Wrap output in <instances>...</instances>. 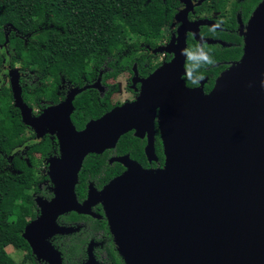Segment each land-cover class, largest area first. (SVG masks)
<instances>
[{"label": "water", "instance_id": "95a60500", "mask_svg": "<svg viewBox=\"0 0 264 264\" xmlns=\"http://www.w3.org/2000/svg\"><path fill=\"white\" fill-rule=\"evenodd\" d=\"M185 3L174 14L181 23L165 44L152 53H170L141 82L138 96L113 106L82 129L72 124L74 88L58 106L32 116L23 102L15 68L10 69L13 105L23 123L39 136L43 122L56 127L59 156L51 157L48 174L54 195L35 196L38 214L23 227L21 236L39 260L60 264L56 250L42 244L46 233L58 230L55 216L65 210L86 211L74 194L77 172L88 152H101L134 128L147 133L145 152L152 153L151 135L156 117L163 151L159 168H144L126 157L116 158L126 169L99 192L110 231L127 264H264V0L240 32V57L223 68L211 89L187 86L186 35H198V25L186 12L201 0ZM8 38L5 34L4 44ZM15 73V74H14ZM45 224V223H44ZM52 256V257H50Z\"/></svg>", "mask_w": 264, "mask_h": 264}, {"label": "flooded vegetation", "instance_id": "af4514ba", "mask_svg": "<svg viewBox=\"0 0 264 264\" xmlns=\"http://www.w3.org/2000/svg\"><path fill=\"white\" fill-rule=\"evenodd\" d=\"M205 1L206 4L202 5ZM260 1L262 0H201L199 4L193 5L186 12L187 20L189 22L199 19L210 21L209 23L198 25V35L200 37H209L216 41L213 43L202 41L199 44L198 40L193 37L192 32L188 31L185 50L189 45L192 48L196 46L201 52L203 47L209 45L210 52L213 53L215 50L220 49L219 47L232 48L239 45L242 53L243 36L240 32L245 28L248 18ZM185 5V3L177 0L174 13L162 28L163 38L157 45L167 43L171 35L176 32L181 22L175 19L174 14L185 7ZM51 25L52 23L47 25L43 22L42 27L45 28ZM3 33L4 36L6 34L8 37L9 31L7 27L3 28ZM15 34L26 42L28 33L21 34L16 32ZM3 41L4 39L0 41V84L9 88L11 94L10 102L13 104L10 80V75L12 74H10V69L15 68L22 100L30 109L32 116H38L47 108L60 105L74 88L85 86L82 90L75 93L71 99L72 107L69 111V117L76 129H82L88 120L99 117L113 106L132 101L138 96L141 82L137 79H132L134 75L133 66L136 69L137 78H143L160 63L169 60L171 57L170 53H162L163 57L159 60H153L151 63L156 62L157 64L144 74L139 72L136 63L133 62L131 71H120L115 77L104 76L105 73L110 71L109 60H102L99 66L89 60L85 66H82L81 70L69 74L63 68L54 69L55 67H52L53 61L42 60V64H40L37 61H24L16 57L10 60L7 58L9 56L7 50L8 41L5 44ZM141 45L147 51V54H144L145 57L149 56V53L152 56L156 54L150 50L153 47L148 44L141 43ZM165 54L169 55L168 59L165 58ZM151 57L149 56L150 59ZM238 58H216L206 66V70L210 69L208 74L195 78L191 84L184 80L185 84L190 87L197 86L200 80H204L202 89L204 92H208L219 72ZM219 64H223L224 67L216 70V66ZM121 73L127 74L126 90L131 96L129 98L123 97L121 100L112 99V94L119 91L118 84L114 82V79ZM112 88H114L113 91ZM85 90H89L94 94L91 103L96 105L95 111L99 112V115L86 118L78 126L79 124L74 122L73 116L79 113H89L88 105L82 107L77 105L76 102L78 94ZM14 107L17 109L21 123H0V130L6 129L10 135L16 132L17 135H14L12 139L15 137L18 139L8 149L3 150L0 148V154L7 163L3 168L8 169L11 173H19L21 168L14 165V160L29 164L28 159L32 156L38 161V165L35 168L37 169V177L41 180L37 183V188L42 192V198L50 200L54 195V185L48 174L49 159L58 157L60 153L56 130L50 131L51 127H56V124L43 122L42 126L39 127L42 131L37 136L32 126L22 122L19 108ZM153 128L151 135L152 153H150L149 157L145 152V146L148 142L147 133L145 132L141 137L137 136L134 134V128L122 133L113 146L107 147L101 152H88L83 157L77 172L74 194L79 204L87 206L86 211L69 209L58 213L54 218V223L57 225L58 230L49 235H45V233L47 230L46 224L50 223V220H46L45 224H42V244L48 242L56 250L60 258V264H127L126 259L119 252L110 231L106 208L99 198V192L113 177L121 174L126 169L125 165L116 158L126 157L144 168L156 169L162 166L164 156L156 117ZM159 146L162 159L159 158ZM20 161L17 162L20 163ZM87 161L90 162L87 163ZM33 193L35 194L34 191ZM36 212L38 214L37 209ZM33 257L37 264H50L47 259H42L41 261L34 255Z\"/></svg>", "mask_w": 264, "mask_h": 264}, {"label": "trees", "instance_id": "16d2710c", "mask_svg": "<svg viewBox=\"0 0 264 264\" xmlns=\"http://www.w3.org/2000/svg\"><path fill=\"white\" fill-rule=\"evenodd\" d=\"M176 5L177 0H0V41L5 37L3 28L7 27L8 59L16 57L40 64L42 60L53 61L54 69L63 68L69 74L81 70L89 60L97 66L102 60H109L110 71L104 76L115 77L120 71H131L133 62L144 74L157 63H151L149 56L152 54L145 57L147 51L141 43L154 47L162 40V28ZM43 22L52 25L44 28ZM16 32L28 33L26 42ZM208 46L201 52L196 46L189 45L185 50L187 73L183 79L188 84L210 72V69L206 70L209 63L205 62V56L212 61L238 58L241 53L239 45L219 47L213 53ZM168 57L165 54V58ZM223 67L219 64L216 70ZM93 97L89 90L78 94L77 105H88L89 109V113L73 116L78 126L86 118L99 115L95 111L96 105L91 103ZM10 100L9 88L0 84V123H21ZM13 133L10 135L6 129L0 130L1 149L6 150L18 141L16 137L12 139L17 135ZM158 151L162 159L160 146ZM17 161L20 160L13 163L20 166L21 171L11 173L3 168L7 163L0 154V264H37L21 232L37 214L35 195H42L37 188L41 181L35 168L38 161L32 156L28 159L29 164ZM8 245L23 250L21 262L12 259L6 250Z\"/></svg>", "mask_w": 264, "mask_h": 264}, {"label": "rangeland", "instance_id": "374dc122", "mask_svg": "<svg viewBox=\"0 0 264 264\" xmlns=\"http://www.w3.org/2000/svg\"><path fill=\"white\" fill-rule=\"evenodd\" d=\"M161 57H163V54L162 53H156L154 54L152 57H151V62H153V60H159L161 59ZM126 73H121L117 78L114 79V82H116V84H118V89L119 91L116 92V93H113L112 94V99H122L123 97H130V93L127 92V88H126V84H127V81H126ZM111 80H113L111 78ZM122 93V95H121ZM6 250L8 251V253L10 254V256L12 257L13 260H15L16 262H21L22 260V254H23V250L21 249H18L16 247H13L11 245H8L6 247ZM27 264V263H26Z\"/></svg>", "mask_w": 264, "mask_h": 264}, {"label": "clouds", "instance_id": "9594fccd", "mask_svg": "<svg viewBox=\"0 0 264 264\" xmlns=\"http://www.w3.org/2000/svg\"><path fill=\"white\" fill-rule=\"evenodd\" d=\"M204 59H205V62H207V63H211L212 62L211 59L208 58L207 56H205Z\"/></svg>", "mask_w": 264, "mask_h": 264}]
</instances>
